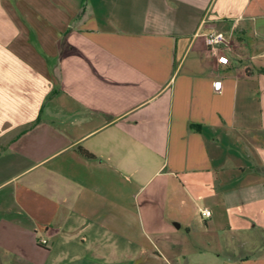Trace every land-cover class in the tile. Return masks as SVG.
Wrapping results in <instances>:
<instances>
[{
  "label": "crops",
  "instance_id": "0c3cea01",
  "mask_svg": "<svg viewBox=\"0 0 264 264\" xmlns=\"http://www.w3.org/2000/svg\"><path fill=\"white\" fill-rule=\"evenodd\" d=\"M0 264H264V0H0Z\"/></svg>",
  "mask_w": 264,
  "mask_h": 264
},
{
  "label": "built area",
  "instance_id": "2783aa9c",
  "mask_svg": "<svg viewBox=\"0 0 264 264\" xmlns=\"http://www.w3.org/2000/svg\"><path fill=\"white\" fill-rule=\"evenodd\" d=\"M204 43L208 48H215L220 45H224L226 43V39L223 34L221 33H209L204 36ZM219 85V87H218ZM221 87L220 82H216L213 84V90L214 92H219ZM200 215L203 218H209L210 217V211L207 209H203L200 211ZM40 245L44 246L46 245L45 240L40 241Z\"/></svg>",
  "mask_w": 264,
  "mask_h": 264
},
{
  "label": "trees",
  "instance_id": "16d2710c",
  "mask_svg": "<svg viewBox=\"0 0 264 264\" xmlns=\"http://www.w3.org/2000/svg\"><path fill=\"white\" fill-rule=\"evenodd\" d=\"M81 152H82L81 154L84 155L85 157H91V155L86 153L85 151H81Z\"/></svg>",
  "mask_w": 264,
  "mask_h": 264
},
{
  "label": "snow or ice",
  "instance_id": "6c2138e0",
  "mask_svg": "<svg viewBox=\"0 0 264 264\" xmlns=\"http://www.w3.org/2000/svg\"><path fill=\"white\" fill-rule=\"evenodd\" d=\"M218 87H219V85H218Z\"/></svg>",
  "mask_w": 264,
  "mask_h": 264
}]
</instances>
